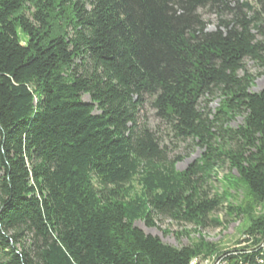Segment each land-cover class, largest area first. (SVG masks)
<instances>
[{
	"label": "trees",
	"instance_id": "trees-1",
	"mask_svg": "<svg viewBox=\"0 0 264 264\" xmlns=\"http://www.w3.org/2000/svg\"><path fill=\"white\" fill-rule=\"evenodd\" d=\"M255 3L0 0V264H191L214 247L175 249L134 223L205 227L232 196L204 189L223 164L237 174L225 187L244 195L227 214L250 223L219 259L264 264V211L253 213L264 206V90L250 92L245 67L264 66ZM217 97L212 117L201 103ZM145 103L204 149L185 172L140 123Z\"/></svg>",
	"mask_w": 264,
	"mask_h": 264
},
{
	"label": "rangeland",
	"instance_id": "rangeland-1",
	"mask_svg": "<svg viewBox=\"0 0 264 264\" xmlns=\"http://www.w3.org/2000/svg\"><path fill=\"white\" fill-rule=\"evenodd\" d=\"M243 1L256 7L255 0ZM199 13L207 25V30L209 32L216 31L219 23L218 18L208 10H201ZM254 33L257 34L256 31ZM258 39H261V37H258ZM245 67L247 73L254 79L250 92L254 94L260 93L264 90V66L247 59L245 61ZM83 100L86 103H91L89 96H84ZM220 101L219 97L211 98L207 103L203 101L201 108L203 110L207 105L206 111L211 113L213 117L216 109L221 104ZM139 120L140 123H146L159 138L162 148H165L169 161L179 159L176 164V171L179 173L185 172L205 152L204 149L196 145L197 142L195 140H178L175 138L170 128L156 116L155 110L148 103L144 104L139 114ZM243 120V116H237L229 125L232 128H237L243 124ZM235 177H237V174L231 170L229 164H223L222 167H219L215 171L212 180L204 184V189L210 192L212 196L215 194L221 195L224 191H229L232 196L225 203L223 209L209 216L207 224L203 228H198L194 224L176 222L171 218L159 215H155L154 217V227H148L143 219L137 220L134 226L143 231L145 235L157 237L163 244L175 249L192 246L193 244H197L201 239L203 242L212 245L215 251L201 255L194 264H217L216 262L219 261L221 255L240 246V242L244 240V231L250 223V220L244 216L238 218L236 215L229 216L227 214V206L229 204L234 207L239 206L244 198L241 190L234 192L233 190L227 189L228 183H226L225 178L227 180H233ZM226 185L227 187H225ZM140 191V186L134 182L133 190L129 198H135V195H139ZM263 211L264 206L255 208L253 212L254 216L259 215ZM215 221L221 223V225L215 224ZM222 263H226V261H221L220 264Z\"/></svg>",
	"mask_w": 264,
	"mask_h": 264
},
{
	"label": "built area",
	"instance_id": "built-area-1",
	"mask_svg": "<svg viewBox=\"0 0 264 264\" xmlns=\"http://www.w3.org/2000/svg\"><path fill=\"white\" fill-rule=\"evenodd\" d=\"M195 261H198V260H197V259H195ZM221 261H226V260L219 259V261H217L216 263H217V264H220V263H221ZM222 264H228V262L226 261V263H222Z\"/></svg>",
	"mask_w": 264,
	"mask_h": 264
},
{
	"label": "bare ground",
	"instance_id": "bare-ground-1",
	"mask_svg": "<svg viewBox=\"0 0 264 264\" xmlns=\"http://www.w3.org/2000/svg\"><path fill=\"white\" fill-rule=\"evenodd\" d=\"M195 260H192L191 264H194Z\"/></svg>",
	"mask_w": 264,
	"mask_h": 264
}]
</instances>
